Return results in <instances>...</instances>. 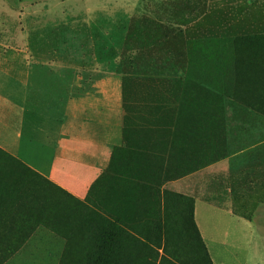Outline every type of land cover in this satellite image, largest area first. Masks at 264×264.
<instances>
[{
	"label": "rangeland",
	"instance_id": "1",
	"mask_svg": "<svg viewBox=\"0 0 264 264\" xmlns=\"http://www.w3.org/2000/svg\"><path fill=\"white\" fill-rule=\"evenodd\" d=\"M259 34L264 0H0V53L13 46L26 60L33 40L57 39L50 55H64L67 69L111 73L115 101L123 97L114 187L99 193L110 200L99 216L114 226L127 210L135 233H159L165 204L168 232L189 233L191 204L202 200L239 221L229 223L225 253L209 243L217 264H264V48L248 39ZM195 42L210 43L215 58ZM11 164L0 158V184L20 170ZM32 211L1 205L0 232L61 233ZM214 222L204 220L207 232L228 225ZM184 258L204 263L192 244Z\"/></svg>",
	"mask_w": 264,
	"mask_h": 264
},
{
	"label": "crops",
	"instance_id": "2",
	"mask_svg": "<svg viewBox=\"0 0 264 264\" xmlns=\"http://www.w3.org/2000/svg\"><path fill=\"white\" fill-rule=\"evenodd\" d=\"M52 45L60 46V41L33 40L26 60L15 53L13 46L9 54L0 53V158L9 156L19 160L80 202L87 203L90 195V207L63 199L53 221L61 233H32L20 248H17L20 242L13 239L15 245H7L10 248L5 249H13L11 255L5 260L1 258L0 264H97L98 258L100 264H113L112 255L117 247L112 246L110 239L105 244L102 240L98 246L97 235L107 239L109 233H135L133 229L140 228L139 223L130 222L127 210L125 216L124 212L121 215L127 231L123 228L120 231L113 226L114 219L104 217L103 213L99 216L98 209L110 202L99 193L105 191V195L114 187V129L123 123V97L118 96L115 101L111 73L97 68L67 69L64 55L49 54ZM76 58L74 65L78 63ZM26 140L35 143L33 151L31 145V151L26 148L24 152ZM36 149L42 152L37 154ZM46 150L51 154L43 153ZM49 156L57 160L44 165L27 160V157L42 160ZM194 219L208 252L209 243L219 244L223 252L229 250L232 229L229 223L238 220L202 200L195 201ZM205 219L213 223L214 219L228 222V225L217 227L216 233L207 232ZM117 249L121 264H129L128 246ZM209 253L213 256L211 250ZM235 261L234 257L232 262L222 260L220 264H236ZM213 264L217 262L214 260Z\"/></svg>",
	"mask_w": 264,
	"mask_h": 264
},
{
	"label": "trees",
	"instance_id": "3",
	"mask_svg": "<svg viewBox=\"0 0 264 264\" xmlns=\"http://www.w3.org/2000/svg\"><path fill=\"white\" fill-rule=\"evenodd\" d=\"M248 39L255 40L264 48V34L255 35L250 38L248 37ZM194 44L200 53L203 55H209L208 57L211 59L215 58L214 54L210 50L212 49L210 43L204 45L202 43L195 42ZM5 159L9 160V162L11 161L13 163L11 165H16V167L20 170H10L9 174L13 177V181L10 183L1 182L0 194L2 196L0 197L3 198H0V200H2L3 203L0 202V206L11 205L24 214L29 213L31 208L34 207V211L32 212L37 213V215L40 216L38 219L35 217V219L37 221H42L43 223H51V225H55L56 223L53 221L57 218L58 205L62 203L63 199H72L79 205L83 207L85 206L86 203L76 200L73 196L61 190L48 179L34 172L19 160L9 156ZM115 163H118V160L114 155L113 165ZM166 193V191H160V196L162 199H165V202ZM87 199H90V195ZM41 200L44 201V203ZM194 206L195 202H192L190 211L191 214L189 216V233L168 232L167 219L169 214L166 212L167 205L164 204L165 208L163 211L161 208L158 211L160 223L159 227L161 230L159 233H109L111 237L108 235L107 239H101L98 234L96 238L97 245L101 246L102 240L105 244L108 242L107 240L110 239L112 246L114 248H119V250L121 245L124 247L128 246L127 255L129 264H191L188 259L184 258V256L189 254V246L192 244L197 249V256L202 255V259L204 260V263L202 264H213L211 255L208 252L206 244L204 243L194 219ZM45 210H47V212ZM41 211L48 213V215H45V213L41 215ZM2 220L3 219L0 217V221ZM121 223V219H116L114 227L122 230ZM31 234L32 233L0 232V262H2L1 258H4L5 260L11 255V251L13 249H8V251L5 250L6 248H10L7 245H15L14 242L17 240L20 242L18 243L17 248H20L19 246H22ZM13 239H15L14 242ZM187 240H189V243H187ZM117 248L114 249V254L112 255L113 264H121L122 262L121 254H118ZM86 258L89 261L90 255H87ZM124 258H126V256H123V261H126ZM92 259H94V256H92ZM97 264H100L99 258Z\"/></svg>",
	"mask_w": 264,
	"mask_h": 264
}]
</instances>
